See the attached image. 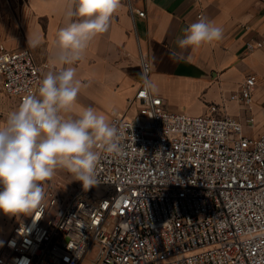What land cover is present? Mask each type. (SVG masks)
Instances as JSON below:
<instances>
[{"label":"built area","instance_id":"1","mask_svg":"<svg viewBox=\"0 0 264 264\" xmlns=\"http://www.w3.org/2000/svg\"><path fill=\"white\" fill-rule=\"evenodd\" d=\"M49 65L0 44L3 90L19 104ZM142 69L148 77V61ZM256 82L247 76L229 99L251 106ZM143 93L144 82L124 112L110 114L123 153L101 151L99 183L78 182L64 202L49 187L42 214L13 226L0 264H264V132H248L256 117L219 115L216 104L191 115Z\"/></svg>","mask_w":264,"mask_h":264},{"label":"crops","instance_id":"2","mask_svg":"<svg viewBox=\"0 0 264 264\" xmlns=\"http://www.w3.org/2000/svg\"><path fill=\"white\" fill-rule=\"evenodd\" d=\"M130 6L145 11V16ZM73 7L70 0H0V44L9 49L28 48L38 63H49L43 77L49 71L74 67L91 104L88 107L108 120L112 111L127 109L129 98L143 83L140 73L146 60L150 64L148 77L158 88L155 95L164 99L167 109L201 115L216 104L219 115L240 120L254 115L257 128L248 132H264V47L255 51L246 48V42L264 39V0H121L109 30L91 41L80 61L61 65L56 59L57 34L66 26V13ZM199 18L222 27V39L195 49L179 48L177 40L184 38V30ZM36 39L40 44L33 48L29 41ZM249 75L257 82L254 101L244 108L229 98ZM2 93L9 96L0 76ZM81 107L86 106L77 104L72 115ZM1 110L0 101V116ZM10 112L0 117V126ZM48 181L44 182L45 192ZM28 217L0 212L1 222Z\"/></svg>","mask_w":264,"mask_h":264},{"label":"clouds","instance_id":"3","mask_svg":"<svg viewBox=\"0 0 264 264\" xmlns=\"http://www.w3.org/2000/svg\"><path fill=\"white\" fill-rule=\"evenodd\" d=\"M66 26L58 30L61 65H74L83 58L89 44L106 33L121 0H70ZM76 19H73V18ZM177 40L181 49H195L219 41L223 29L206 18H199ZM40 41L30 40L33 48ZM172 55H176L175 52ZM144 95L158 88L147 76ZM82 83L74 67L49 71L36 93L25 95L18 108L0 126V212L8 216H32L43 212L44 182L57 168H63L82 183L85 190L99 183L97 165L101 151L121 155L122 132L104 114L92 107L76 109Z\"/></svg>","mask_w":264,"mask_h":264},{"label":"rangeland","instance_id":"4","mask_svg":"<svg viewBox=\"0 0 264 264\" xmlns=\"http://www.w3.org/2000/svg\"><path fill=\"white\" fill-rule=\"evenodd\" d=\"M0 101L2 106L1 116H0L1 118H4L6 116V113L17 109L19 106V103L16 99H12L3 93L0 94ZM77 104L79 105L82 104L86 107L91 105L88 102V99L86 98V92L82 88L77 97ZM78 182L79 181L75 180L74 175L70 174L68 171H66L63 168H57L55 175L47 183H49L50 188H55L59 200L61 202H64L75 191ZM18 221L19 220H15V219L12 220L11 222L0 221V254L2 253L4 248V244H5L4 240L12 230L13 226ZM90 258L91 257L87 258L84 264H88L90 262Z\"/></svg>","mask_w":264,"mask_h":264}]
</instances>
